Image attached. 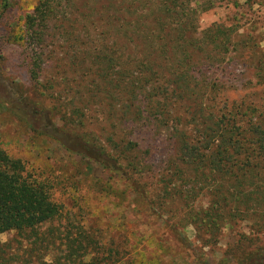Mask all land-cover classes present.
Listing matches in <instances>:
<instances>
[{
  "label": "trees",
  "instance_id": "obj_1",
  "mask_svg": "<svg viewBox=\"0 0 264 264\" xmlns=\"http://www.w3.org/2000/svg\"><path fill=\"white\" fill-rule=\"evenodd\" d=\"M9 1L2 0L5 10ZM240 5V0H84L78 17H70L72 0H42L24 19L22 39L30 52L20 61L31 83L44 93L61 89L69 99L66 117L79 129L87 126L92 107L102 108L115 130L110 146L133 176L157 158L162 163L155 207L178 204L181 221L213 243L236 224L264 231V98L258 105L226 100L236 81L227 54L233 47L241 52L247 46L242 40L250 39L220 24L199 26L204 15ZM56 24L71 76L44 80L45 48ZM0 89L6 97L0 95L1 107L50 136L29 123L26 100L15 104L7 87L0 83ZM78 138L102 148L92 134ZM52 197V187L0 150V236H22L29 259L64 247L63 264H80L91 242L66 234L59 244L53 230L40 232L61 214ZM246 240L240 234L241 250ZM237 264H264V246Z\"/></svg>",
  "mask_w": 264,
  "mask_h": 264
},
{
  "label": "rangeland",
  "instance_id": "obj_2",
  "mask_svg": "<svg viewBox=\"0 0 264 264\" xmlns=\"http://www.w3.org/2000/svg\"><path fill=\"white\" fill-rule=\"evenodd\" d=\"M41 1L10 0L5 10L0 0V83L7 87L13 103L26 100L29 123L40 124L52 136L40 135L0 106V150L20 160L28 175L52 187V198L61 207L58 219L40 232L53 230L59 244L66 234L85 245L91 242L80 264H237L246 253L264 246V231L247 223L223 229L213 243L209 235L203 239L194 225L181 221L178 204L155 207L157 183L164 170L159 159L133 176L119 151L110 146L115 130L102 108L92 107L86 113L87 126L79 129L66 117L69 99L61 89L44 93L31 83L20 61L24 51L30 52L22 39L24 19ZM83 2L72 0L70 17H78ZM240 4L238 9L221 7L204 15L199 26L205 30L220 24L250 39L242 40L247 46L241 52L233 47L227 54L236 81L226 100L239 104L251 99L258 105L264 98V0H240ZM62 34L57 24L49 31L44 80L71 76ZM0 95L4 96L1 89ZM86 134L95 136L102 148L82 143L78 136ZM164 154L163 149L160 156ZM240 234L247 236L243 250ZM28 248L16 232L1 235L0 264H63L64 247L53 255L43 253L39 260L29 259Z\"/></svg>",
  "mask_w": 264,
  "mask_h": 264
}]
</instances>
